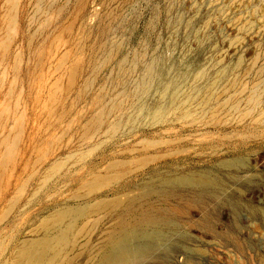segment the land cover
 <instances>
[{
	"label": "rangeland",
	"instance_id": "obj_1",
	"mask_svg": "<svg viewBox=\"0 0 264 264\" xmlns=\"http://www.w3.org/2000/svg\"><path fill=\"white\" fill-rule=\"evenodd\" d=\"M81 208L60 264H264V0H0V264Z\"/></svg>",
	"mask_w": 264,
	"mask_h": 264
},
{
	"label": "bare ground",
	"instance_id": "obj_2",
	"mask_svg": "<svg viewBox=\"0 0 264 264\" xmlns=\"http://www.w3.org/2000/svg\"><path fill=\"white\" fill-rule=\"evenodd\" d=\"M147 193L146 187L141 186L140 188H135L129 194L114 200L100 202L99 208H113L115 211H120L121 213L115 215V225L118 227L127 225L128 227L131 225V213L134 210H138L137 208H142L138 206L141 205L140 203L145 199ZM172 210L178 211L179 208L172 206ZM90 212L89 208L64 209L57 212L46 224L48 229L43 239L38 240L31 246H22L18 252L16 264H60L58 263L60 256L68 252L70 244L81 234L79 224L86 220ZM148 220L153 221L154 219L144 215L140 221L147 222ZM52 230L53 232H51ZM114 241L115 238L110 237L109 243H113ZM117 249V252H106L99 264H129L136 262L138 259L135 253H131V251ZM133 251L136 252V250ZM143 254L141 253V257Z\"/></svg>",
	"mask_w": 264,
	"mask_h": 264
}]
</instances>
